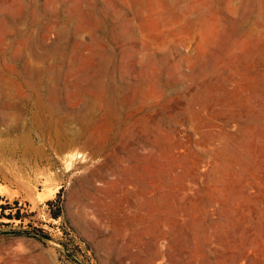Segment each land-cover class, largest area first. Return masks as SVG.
Wrapping results in <instances>:
<instances>
[{"label":"rangeland","instance_id":"rangeland-1","mask_svg":"<svg viewBox=\"0 0 264 264\" xmlns=\"http://www.w3.org/2000/svg\"><path fill=\"white\" fill-rule=\"evenodd\" d=\"M0 231V264H264V0H0Z\"/></svg>","mask_w":264,"mask_h":264},{"label":"bare ground","instance_id":"bare-ground-1","mask_svg":"<svg viewBox=\"0 0 264 264\" xmlns=\"http://www.w3.org/2000/svg\"><path fill=\"white\" fill-rule=\"evenodd\" d=\"M21 20V21H20ZM38 20H39V15H31L29 13V15H22V14H17L15 15V17H12L11 19H8L7 20V23L9 25H12V27L10 29H12V31H15L14 35H19V34H23V35H27L26 38H25V41L26 42H30L31 41V38L33 37L34 33L32 32L31 28L33 29L35 26H37L38 24ZM26 24V28H25V31L19 33L17 28H18V24ZM35 29V28H34ZM11 31V30H10ZM28 45H30L28 43ZM60 48H63V50L65 51L67 48H68V44H65V45H59ZM52 56L54 58H57V52H54L52 54ZM43 96L39 95L37 96V99H36V102H37V105H39L41 102H43ZM40 102V103H39ZM40 107V106H39ZM41 110V109H40ZM46 111V110H45ZM37 118V117H36ZM42 122V121H41ZM45 128H47V125L45 124L44 125ZM88 141V140H87ZM72 144L73 143H69L67 145V147L70 145L72 147ZM70 146L68 148H70ZM81 146V144H80ZM67 150V149H66ZM73 156H77V154L73 153L72 154ZM71 155V156H72ZM74 158V157H71V159Z\"/></svg>","mask_w":264,"mask_h":264},{"label":"trees","instance_id":"trees-1","mask_svg":"<svg viewBox=\"0 0 264 264\" xmlns=\"http://www.w3.org/2000/svg\"><path fill=\"white\" fill-rule=\"evenodd\" d=\"M0 233H4L3 231H0Z\"/></svg>","mask_w":264,"mask_h":264}]
</instances>
